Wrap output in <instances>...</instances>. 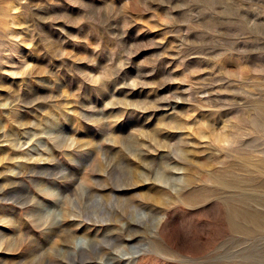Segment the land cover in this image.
Segmentation results:
<instances>
[{
  "label": "rangeland",
  "instance_id": "1",
  "mask_svg": "<svg viewBox=\"0 0 264 264\" xmlns=\"http://www.w3.org/2000/svg\"><path fill=\"white\" fill-rule=\"evenodd\" d=\"M0 264H264V0H0Z\"/></svg>",
  "mask_w": 264,
  "mask_h": 264
},
{
  "label": "bare ground",
  "instance_id": "2",
  "mask_svg": "<svg viewBox=\"0 0 264 264\" xmlns=\"http://www.w3.org/2000/svg\"><path fill=\"white\" fill-rule=\"evenodd\" d=\"M93 251H94V249H93Z\"/></svg>",
  "mask_w": 264,
  "mask_h": 264
}]
</instances>
